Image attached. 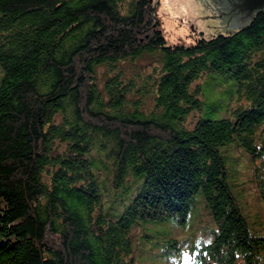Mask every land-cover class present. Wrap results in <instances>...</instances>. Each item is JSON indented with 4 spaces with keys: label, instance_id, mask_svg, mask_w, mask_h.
I'll use <instances>...</instances> for the list:
<instances>
[{
    "label": "trees",
    "instance_id": "obj_1",
    "mask_svg": "<svg viewBox=\"0 0 264 264\" xmlns=\"http://www.w3.org/2000/svg\"><path fill=\"white\" fill-rule=\"evenodd\" d=\"M206 74L238 85L231 116L202 114ZM232 147L264 204V10L184 44L153 0H0V264H136L137 225L199 191L218 229L192 264H259Z\"/></svg>",
    "mask_w": 264,
    "mask_h": 264
},
{
    "label": "rangeland",
    "instance_id": "obj_2",
    "mask_svg": "<svg viewBox=\"0 0 264 264\" xmlns=\"http://www.w3.org/2000/svg\"><path fill=\"white\" fill-rule=\"evenodd\" d=\"M164 1L166 0L158 2L153 0L154 6L157 2L156 13L168 43L190 44L199 35L205 36L201 28L198 27V31L192 30L188 24L177 18L173 21L170 16L164 14L162 9L168 7V3ZM221 78L206 74L201 79L203 115L212 113L216 118L231 116L233 107L241 102L237 91L238 85L232 79ZM214 105L216 107L213 112H208ZM226 164L232 192L247 219L250 232L257 236L264 235V204L258 194L254 169L248 154L243 148L232 147L230 155L226 156ZM100 186L106 205H110L106 209L107 213L116 214L117 203L111 201L113 189L106 182ZM128 196V193H123L126 203ZM120 212L116 217L120 216ZM137 228L138 239L134 244L137 248L136 264H192L191 253L195 249L194 246L211 242L218 226L211 217L203 193L199 191L191 198L185 220L181 221L179 218L147 220L141 221ZM259 264H264V256L259 258Z\"/></svg>",
    "mask_w": 264,
    "mask_h": 264
},
{
    "label": "water",
    "instance_id": "obj_3",
    "mask_svg": "<svg viewBox=\"0 0 264 264\" xmlns=\"http://www.w3.org/2000/svg\"><path fill=\"white\" fill-rule=\"evenodd\" d=\"M158 2V0H157ZM157 2L155 7L157 6ZM163 13L186 23L192 30L198 27L209 37L220 30L242 27L255 12L264 10V0H166Z\"/></svg>",
    "mask_w": 264,
    "mask_h": 264
}]
</instances>
